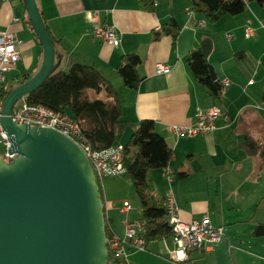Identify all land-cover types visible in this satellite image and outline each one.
Listing matches in <instances>:
<instances>
[{
    "label": "crops",
    "instance_id": "obj_1",
    "mask_svg": "<svg viewBox=\"0 0 264 264\" xmlns=\"http://www.w3.org/2000/svg\"><path fill=\"white\" fill-rule=\"evenodd\" d=\"M151 2L153 11L141 10L138 0H36L60 58L57 69L66 71L73 63L89 65L115 88L126 123L118 144L128 141L140 121L151 120L172 149L167 167L173 181L169 186L162 170L150 171L152 192L165 197L170 187L182 221L208 215L213 226L223 229L218 244L186 254L178 251L171 238L150 242L144 251L128 247L127 264H264V239L251 234L241 237L236 230L264 223V165L240 146L250 136L264 148V13L250 2L242 14L215 24L194 14L193 20L205 22L199 27L185 13L191 0ZM94 16L116 31V45L92 37ZM172 21L178 27L175 40L161 35ZM28 22L22 0H0V31L16 35L20 56L8 73L11 80L33 76L42 63L40 44ZM247 28L253 30L250 38L245 37ZM204 42L210 43L206 60L218 82H228L220 88L217 102L197 83L186 62ZM128 54L140 59L135 90L125 87L116 71L121 57ZM158 65L169 71L157 73ZM88 95L105 99L103 92ZM211 108L221 113L212 133L178 138L168 130L170 125L194 124L198 111ZM124 174L105 177L100 190L105 222L118 238H123V221L142 219L135 193L130 202L126 196L115 195L125 192L118 190V182L126 183L119 178ZM124 202L129 208L122 210ZM226 226L233 231L229 236L224 234Z\"/></svg>",
    "mask_w": 264,
    "mask_h": 264
},
{
    "label": "water",
    "instance_id": "obj_2",
    "mask_svg": "<svg viewBox=\"0 0 264 264\" xmlns=\"http://www.w3.org/2000/svg\"><path fill=\"white\" fill-rule=\"evenodd\" d=\"M22 3L43 58L2 104L0 125L17 157L0 161V264H109L101 192L84 152L56 130L11 119L14 105L60 64L36 0ZM209 46L204 42L198 53L206 58ZM209 74L221 88L210 66Z\"/></svg>",
    "mask_w": 264,
    "mask_h": 264
},
{
    "label": "trees",
    "instance_id": "obj_3",
    "mask_svg": "<svg viewBox=\"0 0 264 264\" xmlns=\"http://www.w3.org/2000/svg\"><path fill=\"white\" fill-rule=\"evenodd\" d=\"M138 2L141 10L153 11L151 0ZM250 2H256L264 13V0H191L190 8L206 23L215 24L226 16L242 14ZM28 24L30 26L29 22ZM164 29L161 35H170L176 39L178 27L174 21ZM186 62L197 83L214 101H219L221 89L210 78L206 58L198 50H193ZM139 63L137 55H124L116 69L124 86L131 90H135L140 82L137 75ZM30 77L32 76L27 74L12 79L4 95ZM90 92L95 95L103 92L105 99L90 98ZM24 102L30 106H43L76 121L94 151H103L118 145V137L126 129L115 88L97 69L89 65L73 63L66 71L55 70L38 89L24 98ZM122 146L124 172L139 201L138 206L145 224L146 245L171 238L173 233L167 222L164 197H158L152 192L147 175L152 170H162L168 166L172 149L157 133L155 123L151 120L140 121ZM240 146L249 156L260 158L264 165V148L252 137L246 136ZM109 231L105 222V232ZM250 234L254 238L264 239V223L253 224ZM108 259L109 264H114L110 256Z\"/></svg>",
    "mask_w": 264,
    "mask_h": 264
},
{
    "label": "built area",
    "instance_id": "obj_4",
    "mask_svg": "<svg viewBox=\"0 0 264 264\" xmlns=\"http://www.w3.org/2000/svg\"><path fill=\"white\" fill-rule=\"evenodd\" d=\"M189 20L199 27L205 26L204 21H195L194 12L191 8L185 10ZM95 26L91 35L93 38L106 42L109 45L118 43V35L112 27H107L99 23L97 16L90 19ZM253 30L247 28L245 37L250 38ZM17 38L14 33L9 31H0V118L3 100L6 95L4 91L7 88L6 76L15 67L20 59L17 50ZM168 67L158 65L157 73H167ZM251 83V82H250ZM221 87L228 85L227 81L220 83ZM22 103L14 105L11 112V119L17 125H28L36 128H49L58 131L69 138L86 155L98 188L101 190L102 181L105 177L116 176L123 173V146L118 144L112 148L103 151H94L88 145L84 135L81 132L79 124L69 118L67 115L54 112L43 106H30L20 100ZM221 117L217 108H211L204 111H198L194 124L190 126L170 125L168 130L176 137H197L210 134L215 129V121ZM12 142L8 133L0 125V161L9 162L17 157L11 153ZM163 178L168 185L173 181V173L168 167L162 169ZM165 206L167 213V222L172 228L171 240L176 245L178 251L183 254L195 250H203L218 244L223 237L222 227H215L211 224L208 215L202 216L198 220L185 222L180 219L178 207L171 188L169 187L165 197ZM129 208V204L124 202L122 210ZM123 238H118L111 231L106 233L107 257L110 256L114 264H127V248L137 251L145 250V224L142 219L134 221H123ZM109 263V259H108Z\"/></svg>",
    "mask_w": 264,
    "mask_h": 264
},
{
    "label": "rangeland",
    "instance_id": "obj_5",
    "mask_svg": "<svg viewBox=\"0 0 264 264\" xmlns=\"http://www.w3.org/2000/svg\"><path fill=\"white\" fill-rule=\"evenodd\" d=\"M62 68H63V67H61V70H62ZM11 78H12V76H10V75H7V76H6V84H7L8 86L10 85ZM103 97H104V95H100V96H99V98H101V99H103ZM21 103H22V101H19L18 104H17V106L20 105ZM119 178L124 179V181H125L126 183L124 184L123 182H118L119 184H121V186L118 187L119 184H116L115 187H118V190H120V191H123V190H124L125 192H123V193H121V194L118 193V192H115V195H117V196H119V197H125V196H126V197H127V200H129V202H130V199H131L130 197L134 195L133 187L131 186L130 183L127 182V181H128V177H127L126 174H124V176L119 177ZM120 202H122V201H120ZM120 202H117V201H116V204L119 203L118 205H120ZM122 204H123V203H122ZM228 228H230V227H229V226L224 227V229H225L224 234L229 236V235H231V233H233V231H232V232H231V230L228 231ZM236 230H237V233H238L241 237H242V236H245L246 234H250V230L247 229V228H245L244 226L238 227V228H236Z\"/></svg>",
    "mask_w": 264,
    "mask_h": 264
}]
</instances>
